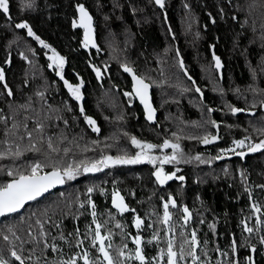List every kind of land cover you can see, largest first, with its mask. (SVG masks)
Masks as SVG:
<instances>
[{
    "label": "trees",
    "instance_id": "obj_1",
    "mask_svg": "<svg viewBox=\"0 0 264 264\" xmlns=\"http://www.w3.org/2000/svg\"><path fill=\"white\" fill-rule=\"evenodd\" d=\"M78 5L92 15L96 50L85 48L82 29L73 27ZM9 9L8 16L0 10V185L12 180L9 170L27 174L36 163L41 173L82 166L63 188L0 220V258L13 251L33 258L42 230L73 253L81 249L75 246L79 234L93 235L95 223L109 237L110 256L121 250L133 255V215L144 221L143 256L161 254L168 248L162 220L169 197L176 203L169 205L174 227L182 225L183 208L193 216L188 227H176L182 233L173 245L177 252L183 248L189 256L190 228L198 258H264V217L253 208H264V149L248 150L264 140V0H164V7L155 0H9ZM20 22L34 36L17 29ZM211 46L223 64L222 80ZM53 50L64 58L62 69L49 67ZM125 66L150 84L155 124L145 121ZM91 67L103 70L101 84ZM65 81L80 87L79 100ZM206 135L217 139L204 144ZM133 137L156 145L149 155L157 158L173 154L159 147L165 140L179 144V162L83 171V164L104 156L134 157L141 149ZM236 140L245 146L236 148ZM159 167L175 177L161 185L153 175ZM113 189L124 196L129 214L111 209Z\"/></svg>",
    "mask_w": 264,
    "mask_h": 264
},
{
    "label": "snow or ice",
    "instance_id": "obj_2",
    "mask_svg": "<svg viewBox=\"0 0 264 264\" xmlns=\"http://www.w3.org/2000/svg\"><path fill=\"white\" fill-rule=\"evenodd\" d=\"M155 3L159 5L160 7H164V0H155ZM27 7H31L29 4ZM0 10H2V13L5 15H10V9H9V0H0ZM77 11L79 12V25L74 21L73 27H81L84 29V40H83V46L87 48L90 44H92L93 47H95L93 41H92V17L89 15L88 11L85 9L83 5L77 6ZM17 29H27V34L29 36H34L32 28L29 26L27 22H20L15 25ZM35 39L40 41V44L43 45V47L48 48L49 46L44 43L43 40H40L38 36H35ZM216 60V67H220V60L217 57H214ZM49 60L52 61V64L49 65V67L55 66L57 69H62L64 65V58L62 56H59L54 50L52 55L49 57ZM181 67H183V63L181 62ZM97 72V76L99 77L100 73L99 70L94 69ZM125 72L132 73V69L125 66L124 67ZM58 76H61V79H63V76L61 75L60 71H57L56 73ZM133 92L140 98V101L142 104H144L145 109L147 111V119L152 120L153 119V110L151 108V105L148 102L147 93H148V85L140 78L133 75ZM4 79L3 72L0 71V80ZM65 85L68 87L71 94L79 100L80 97V87L79 86H73L69 84L67 81H65ZM197 91H200L198 88ZM11 94V93H9ZM125 95H130L129 93H125ZM83 111V110H82ZM209 111H212V109H209ZM242 111L241 109L232 108V112L235 114L236 112ZM86 121L90 125H94L95 121H93L90 117H85ZM213 126H216V122L213 121ZM94 131H96V128H93ZM30 135V134H29ZM216 136H209L206 135L203 137L202 143L209 144L212 143L214 140H216ZM248 139L247 137L245 140ZM245 140H236L234 141V144L236 145V148H243L245 146ZM131 143L135 145L136 147L140 148L141 151L138 152L134 157H126V156H104L102 159L93 161L90 164H83V171L84 172H97L101 171L103 167H108L110 165L115 164H137L141 163L143 161H147L149 163L155 164L157 159H159V163L161 165L169 164L172 162H179L178 157L176 155V151L179 150L180 145L170 143L168 140H165L162 145L159 147L161 149L165 148H172L173 154L172 155H165L162 158H157L149 155V152L157 147L156 145L150 144V143H144L141 144L140 141H138L135 137L132 138ZM51 147V144L49 145ZM260 149H264V140H261L259 143L250 144L248 150L250 152H256ZM224 151H235V149H228ZM20 153L19 151L16 152V155L18 156ZM236 155H239L243 157L245 155L244 152H236ZM0 158H4V153H0ZM222 157H217V159H220ZM196 159H200L199 157H196ZM82 165L81 164H75L73 166L72 164H69L67 167L63 168L62 170L60 168H53L51 172L44 173L41 175L42 165L39 163H36L32 166H30V171L26 174L24 172L14 173L12 170L8 171V176L13 177L12 180L4 185H0V216L5 215L6 213H14L17 212L20 208L24 206V204L28 201H32L43 195L45 192H47L50 188L54 187L57 184H63L65 182V179L72 180L75 175L78 174V170L80 169ZM153 175L156 177V180L163 185L166 181L171 180L175 177V173H172L171 175L166 174L162 167H159L156 169V171L153 173ZM180 180H183L184 177L180 176L178 177ZM93 189L89 188L88 192H92ZM91 203V201H89ZM113 205L119 209L121 212L127 211V206L123 202V198L119 196L118 193L113 194ZM169 205L172 207H176L175 201L169 197L168 201L164 203V213H163V220L162 222L167 225L169 221L171 220V214L169 212ZM253 208L255 211H260V208L256 205H253ZM183 219L185 222L188 221L190 218L189 210L185 207L183 209ZM95 215V213H93ZM95 222V221H94ZM142 224V221L139 218L135 219V227L140 228ZM119 227V225H117ZM211 227V226H210ZM101 225L96 224V230H95V237L93 240V245L95 246L96 243H99V252L103 255L104 261L107 262V264H114L113 257L110 256L109 252L107 251L105 247V241L109 239V237L104 236L100 232ZM246 231L251 232V228L245 229ZM155 238V237H154ZM7 239V237H5ZM264 243V240L261 241ZM134 243L136 244L135 249V259L140 261L141 264H143L145 257L141 254V242L140 237L137 236L134 238ZM192 249L188 252V255L192 257V259L198 260L199 258L195 255V245H196V234L195 232L192 233ZM108 247H111L109 244ZM13 257H15L17 260L21 261V264H23V260L20 256L17 255L15 251L11 253ZM120 256H123L124 253L121 250L119 253ZM177 252L173 250V243L172 240H169L168 242V249H167V264H177ZM180 259H183V248H181V254ZM84 264H89L88 260V253L85 252L83 255ZM0 264H7V262L0 258ZM67 264H76L75 259L68 261Z\"/></svg>",
    "mask_w": 264,
    "mask_h": 264
},
{
    "label": "flooded vegetation",
    "instance_id": "obj_3",
    "mask_svg": "<svg viewBox=\"0 0 264 264\" xmlns=\"http://www.w3.org/2000/svg\"><path fill=\"white\" fill-rule=\"evenodd\" d=\"M168 149H170V148H165L163 150H168ZM221 163L223 164V160L221 161ZM114 190H116V189H114ZM55 191H52V192L46 194L45 196H43L42 198H40L39 200H37L33 203L42 201L44 198H46L48 195L54 193ZM111 192H112V190H111ZM33 203H31V204H33ZM31 204H29V205H31ZM29 205H27V206H29ZM27 206H25L21 210V212ZM91 208H92V205H90V209ZM183 209H182V211H183ZM112 210H114V209H112ZM163 211H164V208H163ZM21 212H18V213H21ZM18 213L8 215L6 217H3L2 219L16 215ZM129 213H130V211H129ZM129 213H126V214H129ZM263 213H264V208L260 209V211L257 212L258 215L261 214L264 217ZM182 214L184 216L183 212H182ZM124 215H121V216H124ZM183 216L181 219L182 225L178 224L176 226L178 230L182 226L188 227L189 223L193 219L192 212H191V219L188 220V223L185 225ZM254 216H255V213H254ZM134 218H135V215H133V221H132V226H133V231H134V235L132 238L133 239L132 242L134 245L133 250H132L133 255H130L127 253L124 254L123 256L113 255L112 257L114 260V264H141L140 261L135 259L136 244L134 243V238L141 235L139 232L144 226L142 228L135 229L134 225H133ZM244 223H245V221L242 222V225H243V228L245 230L246 227L248 228V226L246 223L245 224ZM96 224L97 223L94 224L93 235H92V233H86V237L84 238L83 236H80V234H79V236L77 237L78 243L76 242L75 246L81 244V249L75 250L73 253H71L70 249L61 248L59 245V242L57 240L50 239L53 236L52 234L46 235L45 231L42 230V231H40L41 235L37 237V247H38L37 248V255L33 256V258H22L21 254H19V253L17 255L21 257V259L23 260V264H67L68 261H71L73 259H75L76 264H84L83 255L85 252H87L89 264H107V262L104 261L103 255L99 252V244L96 243L95 246L93 245V240L95 237ZM34 226L36 229L37 228H44L43 223H35ZM170 226H172L173 228H176L171 224V220H170L169 223L167 225H165L164 231L165 230H167V231L164 232V235L166 237V242H169V240H172V243L174 245L176 243V241L179 239L180 235L182 236V233H179L176 230L170 231ZM100 232L102 235L107 236L104 233H102L101 230H100ZM193 232H194L193 229H190V228L188 229V234L190 236V240H192V233ZM246 232H248V231H246ZM176 236H179V237L177 239H175ZM140 239H141V245H142V237L141 236H140ZM84 241L91 242L92 247L90 249H86L82 244ZM196 241H197V239H196ZM107 244H110L109 240L105 241V247L108 251ZM261 246H262L261 251H262V253H264V243H262ZM191 247H193L192 244H191ZM127 249H128V247H126L124 250L127 251ZM167 249L168 248L165 249L163 247L161 250L162 251L161 254H157V253L151 254L148 258L144 259L143 264H167ZM94 251H96V255H94ZM174 251H176V250L174 249ZM177 254H178L177 255V264H260V263L264 264V258H259V259L255 258L254 254H252L250 256L251 258H199L198 260H195V261L192 259V257L187 256V255H183L184 258L180 259L179 257H180L181 253L177 252ZM195 255L198 257L197 253H195ZM2 259H4L7 262V264H21V261L17 260L12 255H10V258H9L7 253H6L5 257L3 256ZM206 259H210V260H206Z\"/></svg>",
    "mask_w": 264,
    "mask_h": 264
},
{
    "label": "water",
    "instance_id": "obj_4",
    "mask_svg": "<svg viewBox=\"0 0 264 264\" xmlns=\"http://www.w3.org/2000/svg\"><path fill=\"white\" fill-rule=\"evenodd\" d=\"M89 13V12H88ZM89 15L92 17V15L89 13ZM78 25H79V12H78ZM79 27V26H78ZM79 28H81V27H79ZM82 30H83V36H84V29L83 28H81ZM91 35H92V41H93V43H94V45H95V47H93L92 46V44H90L89 45V47L90 48H93V49H96V47H97V42H96V34H95V30H94V20H93V18H92V32H91ZM214 57H216V56H213V59H214ZM218 58V57H217ZM214 68L218 71V74H219V76L221 77V70H222V64H221V62H220V67L219 68H217L216 67V60L214 59ZM93 70V73L95 74V76H96V78L99 80V77L97 76V72L94 70V68L92 69ZM100 73V75H101V72H99ZM126 74V76L130 79V82H131V84H132V87H131V90H132V92H133V75H135V73H134V71L132 70V73H129V72H126L125 73ZM99 75V76H100ZM136 76V75H135ZM137 77V76H136ZM148 85V84H147ZM149 86V85H148ZM133 94H134V96L136 97V99H137V101H138V103H139V105L143 108V112H144V118H145V120H147L148 122H150V123H155V121H156V117H157V112L154 110V107H153V104H152V99H151V88H150V86L148 87V93H147V98H148V102H149V104L151 105V108H152V110H153V119L152 120H148L147 119V111H146V109H145V106H144V104H142L141 103V101H140V98L133 92ZM63 186V184H57V185H55L54 187H52V188H50L47 192H45L43 195H45V194H47L48 192H50L51 190H54V189H57V188H59V187H62ZM119 194V193H118ZM43 195H41L40 197H42ZM119 196L121 197V195L119 194ZM40 197H38V198H40ZM37 198V199H38ZM36 200V199H35ZM35 200H32V201H28V202H26L25 204H24V206L26 205V204H29V203H31V202H33V201H35ZM123 202H124V200H123ZM124 204H125V202H124ZM23 206V207H24ZM111 206H112V208L114 209V210H116V211H118V213L119 214H124L126 211H124V212H121L119 209H117L114 205H113V196H112V201H111ZM22 207V208H23ZM22 208H20L17 212H14V213H6L5 215H3V216H0V219L1 218H3V217H5V216H8V215H11V214H15V213H18L20 210H22ZM184 222H185V220H184ZM144 226V223L142 222V224H141V226H140V228H142Z\"/></svg>",
    "mask_w": 264,
    "mask_h": 264
},
{
    "label": "bare ground",
    "instance_id": "obj_5",
    "mask_svg": "<svg viewBox=\"0 0 264 264\" xmlns=\"http://www.w3.org/2000/svg\"><path fill=\"white\" fill-rule=\"evenodd\" d=\"M2 11V10H1ZM88 11V10H87ZM6 16H8V15H6ZM77 22H78V11H77ZM77 25H78V23H77ZM81 29V28H80ZM95 30V29H94ZM82 32H83V30H82ZM83 40H84V36H83ZM96 42H97V40H96ZM89 47V46H88ZM90 48V47H89ZM90 49H93V48H90ZM96 49H97V47H96ZM96 49H93V50H96ZM211 56H212V60H213V66H214V59H213V56H216V57H218L219 58V60H220V57L218 56V55H216L215 54V52H214V46H211ZM220 62H221V64H222V61L220 60ZM6 63L7 64H9L10 63V57H8V59H7V61H6ZM93 69V67H91V70ZM95 69V68H94ZM215 69V68H214ZM222 69H223V64H222ZM96 70H99V72H101V77L99 76V80L96 78V80L98 81V83L99 84H101L102 83V80L105 78L104 77V75H103V70H101V69H96ZM133 70V69H132ZM216 70V69H215ZM134 71V70H133ZM217 71V70H216ZM92 72H93V70H92ZM104 72H106L107 73V68L105 67L104 68ZM125 72V71H124ZM126 73V72H125ZM135 73V72H134ZM217 73H218V71H217ZM94 74V73H93ZM95 75V74H94ZM135 75L138 77V78H140V79H142L141 77H139L136 73H135ZM187 75V74H186ZM218 76H219V74H218ZM96 77V76H95ZM219 78H220V80H222V70H221V77L219 76ZM130 80V79H129ZM143 80V79H142ZM144 81V80H143ZM146 84H148L146 81H144ZM131 83V82H130ZM149 86H150V84H148ZM131 87H132V84H131ZM150 88H151V86H150ZM131 89V88H130ZM151 92H152V89H151ZM131 93H132V95H133V97H134V99L137 101V99H136V97L134 96V94H133V92H132V90H131ZM151 99H152V95H151ZM137 103H138V101H137ZM153 104V103H152ZM138 105H139V103H138ZM140 106V105H139ZM141 107V106H140ZM153 107H154V105H153ZM141 109H142V111H143V108L141 107ZM154 110L156 111V109L154 108ZM157 112V111H156ZM143 116H144V112H143ZM157 117H158V112H157ZM157 117H156V121H155V123L157 122ZM145 119V118H144ZM146 122H148L147 120H145ZM148 123H150V122H148ZM155 123H150V124H155ZM52 170H50V171H47V172H51ZM47 172H44V173H47ZM44 173H41V175H43ZM64 184H65V182L63 183V186L62 187H59V188H57V189H54V190H51L50 192H52V191H55V190H58V189H61V188H63L64 187ZM50 192H48V193H50ZM47 193V194H48ZM114 193H119L120 195H121V197L123 198V200H124V202H125V205L127 206V211L124 213V214H126V213H129V211H130V208H129V205L127 204V202H126V200H125V198H124V196L118 191V190H112V192H111V196H110V207L112 208V206H111V201H112V196H113V194ZM46 195V194H45ZM45 195H43V196H45ZM42 196V197H43ZM42 197H40V198H42ZM40 198H38V199H36L35 201H37V200H39ZM35 201H33V202H35ZM33 202H31V203H33ZM31 203H29V204H31ZM29 204H26L25 206H27V205H29ZM24 206V207H25ZM23 207V208H24ZM22 208V209H23ZM113 209V208H112ZM188 209V208H187ZM116 211V210H115ZM19 212H21V210L19 211ZM117 213H118V211H116ZM189 213H190V218L188 219V220H190L191 219V212L189 211ZM119 214V213H118ZM124 214H122V215H124ZM119 215H121V214H119ZM6 217V216H5ZM136 218H139L143 223H144V221H143V219H141L140 217H138L137 215H135V218H134V223H133V225H134V228L135 229H137L136 227H135V219ZM2 219V218H1ZM0 219V220H1ZM185 223V225L188 223V221L187 222H184ZM245 224V223H244ZM140 237V236H139ZM140 242H141V239H140ZM99 244V243H98ZM197 248H198V243H197V241H196V245H195V253H196V251H197ZM141 254L143 255V253H142V245H141Z\"/></svg>",
    "mask_w": 264,
    "mask_h": 264
},
{
    "label": "rangeland",
    "instance_id": "obj_6",
    "mask_svg": "<svg viewBox=\"0 0 264 264\" xmlns=\"http://www.w3.org/2000/svg\"><path fill=\"white\" fill-rule=\"evenodd\" d=\"M173 150V149H172ZM167 182V181H166ZM175 231L176 230V228H173L172 226H170V231Z\"/></svg>",
    "mask_w": 264,
    "mask_h": 264
}]
</instances>
